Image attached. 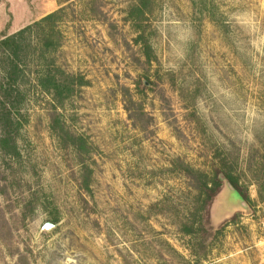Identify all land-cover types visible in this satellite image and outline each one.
<instances>
[{
  "label": "rangeland",
  "instance_id": "374dc122",
  "mask_svg": "<svg viewBox=\"0 0 264 264\" xmlns=\"http://www.w3.org/2000/svg\"><path fill=\"white\" fill-rule=\"evenodd\" d=\"M53 11L51 59L90 83L58 106L27 72L0 264H264V0H0V27ZM222 163L250 202L199 192Z\"/></svg>",
  "mask_w": 264,
  "mask_h": 264
},
{
  "label": "trees",
  "instance_id": "16d2710c",
  "mask_svg": "<svg viewBox=\"0 0 264 264\" xmlns=\"http://www.w3.org/2000/svg\"><path fill=\"white\" fill-rule=\"evenodd\" d=\"M143 11L141 9V12ZM58 15L59 11H53L12 34L5 31L1 34L0 148L6 151L10 149V153L11 151L17 153V135L25 121L22 107L26 98L23 85L27 72L32 73L36 84L50 94L58 106L63 105L64 101L90 83L84 75L68 73L51 59L52 52L61 45L62 34L56 25ZM31 66L35 67L33 71L30 69ZM56 121H58L57 118ZM53 129H56L55 122ZM71 144L80 154L88 151L86 140L82 136H71ZM225 167V164L222 163L221 168L216 170L210 181L201 182V186H198L199 192L207 197V201L212 200L221 187L220 174H222L236 191L250 202L251 198L248 192L244 190L232 172L226 170ZM186 170L189 175L197 176L198 180L207 177L204 172L196 171L190 166H186ZM263 191L264 181L260 180L258 181V192L262 195ZM184 226L187 227V224ZM186 229L191 233L195 231L194 225Z\"/></svg>",
  "mask_w": 264,
  "mask_h": 264
},
{
  "label": "crops",
  "instance_id": "0c3cea01",
  "mask_svg": "<svg viewBox=\"0 0 264 264\" xmlns=\"http://www.w3.org/2000/svg\"><path fill=\"white\" fill-rule=\"evenodd\" d=\"M16 28H17L16 27V21L14 20V22H13V20H11V18H10V19H8L6 21V23L4 22V24L2 25V27H0V34H2V32H4V31L10 34V33H12L11 30L12 31L13 30L15 31Z\"/></svg>",
  "mask_w": 264,
  "mask_h": 264
},
{
  "label": "water",
  "instance_id": "95a60500",
  "mask_svg": "<svg viewBox=\"0 0 264 264\" xmlns=\"http://www.w3.org/2000/svg\"><path fill=\"white\" fill-rule=\"evenodd\" d=\"M56 225H57L56 223L48 221V222H46L44 224V228L49 230V229H52V228L56 227Z\"/></svg>",
  "mask_w": 264,
  "mask_h": 264
}]
</instances>
